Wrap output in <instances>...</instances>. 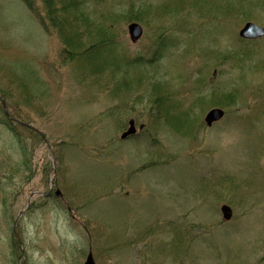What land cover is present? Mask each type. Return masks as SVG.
I'll return each mask as SVG.
<instances>
[{"label": "rangeland", "instance_id": "1", "mask_svg": "<svg viewBox=\"0 0 264 264\" xmlns=\"http://www.w3.org/2000/svg\"><path fill=\"white\" fill-rule=\"evenodd\" d=\"M88 2L120 15L107 69L45 0H0V94L29 125L0 99V264H264V37H240L264 0Z\"/></svg>", "mask_w": 264, "mask_h": 264}, {"label": "trees", "instance_id": "2", "mask_svg": "<svg viewBox=\"0 0 264 264\" xmlns=\"http://www.w3.org/2000/svg\"><path fill=\"white\" fill-rule=\"evenodd\" d=\"M47 2V13L54 27L59 28V32L62 40L68 45L70 56L75 58L84 53L91 52L93 57L95 52H101L105 61L100 62V67L108 68L113 64L112 60L109 58L113 55L114 49L117 43V34L114 31V23L118 21L120 15H114L112 12L107 14H102L101 16H96L95 11L89 12V2L88 0H45ZM60 5H55V2ZM98 2H106V0H95ZM50 4V6H49ZM124 16V15H121ZM137 15L136 17H138ZM135 20H137L135 18ZM93 35L97 42H94L91 47L83 49L84 35ZM67 38V40H65ZM93 50V51H92ZM92 52L93 55H92ZM88 55V54H84ZM136 61L141 64L142 59H136ZM132 62L133 65L137 66L138 63ZM127 68L128 63L122 62ZM121 64H118L113 70L114 73L121 69ZM159 102V103H158ZM152 103V101H150ZM153 103L157 104L158 113L160 116L165 118L168 117L171 110V105H169V100L156 99ZM176 126H179L176 124Z\"/></svg>", "mask_w": 264, "mask_h": 264}, {"label": "water", "instance_id": "3", "mask_svg": "<svg viewBox=\"0 0 264 264\" xmlns=\"http://www.w3.org/2000/svg\"><path fill=\"white\" fill-rule=\"evenodd\" d=\"M129 31H130L131 39L135 43L138 42L144 34L143 27L139 23H132L129 26ZM240 35L246 39L261 38L264 36V27L260 26L256 23L249 22L241 30ZM3 103H4V107L7 111L6 101L4 100ZM224 116H225V111L223 109L214 108L207 114L205 121H206L207 125L211 127V126H213L214 123L223 119ZM142 128H143V126H142ZM136 132H137L136 122L134 120H131L130 128L126 132H124V134L122 135V138L127 139L128 137L136 134ZM58 194H60V191H58ZM222 212L224 214L225 220L229 221L232 219L233 209L230 206L224 205L222 207ZM85 264H97L95 261V258H94V254L92 252H90V254L88 255V258H87V261Z\"/></svg>", "mask_w": 264, "mask_h": 264}]
</instances>
